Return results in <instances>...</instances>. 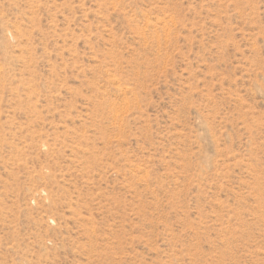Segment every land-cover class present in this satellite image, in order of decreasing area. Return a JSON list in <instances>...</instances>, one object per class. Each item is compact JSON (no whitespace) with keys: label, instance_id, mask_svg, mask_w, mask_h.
<instances>
[{"label":"rangeland","instance_id":"374dc122","mask_svg":"<svg viewBox=\"0 0 264 264\" xmlns=\"http://www.w3.org/2000/svg\"><path fill=\"white\" fill-rule=\"evenodd\" d=\"M0 264H264V0H0Z\"/></svg>","mask_w":264,"mask_h":264}]
</instances>
